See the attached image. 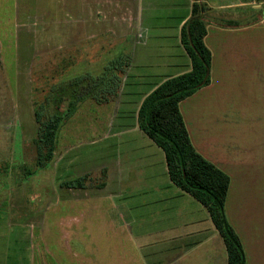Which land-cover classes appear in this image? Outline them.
Returning <instances> with one entry per match:
<instances>
[{"label":"crops","instance_id":"1","mask_svg":"<svg viewBox=\"0 0 264 264\" xmlns=\"http://www.w3.org/2000/svg\"><path fill=\"white\" fill-rule=\"evenodd\" d=\"M203 3L211 83L183 101L180 110L195 150L231 180L226 215L243 245L245 264H264V0ZM192 5V0H137V18L130 12L126 30L136 36L138 47L149 45L153 30L166 28L153 24L154 18L168 9L174 10L171 17L182 11L172 28L176 33L169 35L175 40L160 39L150 57L139 60L161 64L89 74L115 80L76 107L58 133L52 189L67 205V248L79 249L83 264H228L224 239L207 209L171 181L164 151L139 126L144 100L167 79L191 71L181 34ZM85 31L92 61L93 35ZM142 36L145 43L139 41ZM139 67L148 69L133 74ZM131 78L160 80L145 81L146 88L135 91L138 80ZM49 105L52 112L56 105ZM31 110L25 127L35 131L34 141L39 125ZM93 146L81 164L74 153ZM82 177H89L83 188L65 187Z\"/></svg>","mask_w":264,"mask_h":264},{"label":"rangeland","instance_id":"2","mask_svg":"<svg viewBox=\"0 0 264 264\" xmlns=\"http://www.w3.org/2000/svg\"><path fill=\"white\" fill-rule=\"evenodd\" d=\"M136 1L0 0V264H83L84 254L67 248V205L52 189L51 164L37 169V146L31 140L35 131L25 124L30 122L31 109L45 115L46 105H59L60 95L64 96L62 111L75 109L90 98L86 88L80 92L89 74L99 75L111 65L130 70L134 64H161L154 55L156 62L139 60L150 57L148 51L160 39L175 40L169 35L176 33L172 28L182 11L171 17L174 10L168 9L164 17L154 18L153 24L166 28L153 30L149 45L138 47L136 36L126 30L131 13L137 18ZM83 31L93 35L92 61ZM160 34L166 39L159 38ZM139 41L145 43V37ZM100 44L104 45L101 50ZM137 49L139 58L134 63ZM141 69L148 68H135L132 73ZM101 80L96 86L101 87ZM132 80H138L135 91H142L145 81L160 79ZM96 148L83 147L74 155L84 164L81 156Z\"/></svg>","mask_w":264,"mask_h":264},{"label":"trees","instance_id":"3","mask_svg":"<svg viewBox=\"0 0 264 264\" xmlns=\"http://www.w3.org/2000/svg\"><path fill=\"white\" fill-rule=\"evenodd\" d=\"M192 16L182 28L181 41L191 59V71L164 81L143 102L139 111L141 130L159 147L166 156L171 181L182 191L199 201L208 211L216 229L224 239L228 264H245L246 256L240 238L231 227L226 215V202L231 184L227 174L204 159L194 148L180 104L211 83L212 56L205 45L207 24L204 18L206 5L203 0H192ZM113 65L107 70H112ZM88 77V76H85ZM90 79L83 92L90 96H100L103 91L96 86L98 78ZM97 79V80H96ZM110 86L115 79L100 78ZM102 92V93H101ZM64 96L60 95L59 105L45 115L35 112L39 133L34 140L37 146L36 167L43 170L54 161L57 153L58 133L75 109L62 111L60 105ZM49 104H52L49 103ZM47 107V106H46ZM89 177H82L65 183V187L83 188Z\"/></svg>","mask_w":264,"mask_h":264}]
</instances>
